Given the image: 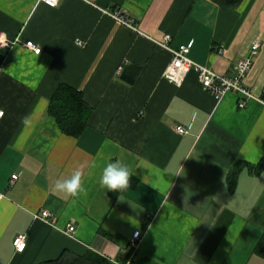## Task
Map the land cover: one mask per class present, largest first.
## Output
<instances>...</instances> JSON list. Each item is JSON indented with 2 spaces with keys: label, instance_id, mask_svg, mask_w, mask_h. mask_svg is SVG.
<instances>
[{
  "label": "crops",
  "instance_id": "0c3cea01",
  "mask_svg": "<svg viewBox=\"0 0 264 264\" xmlns=\"http://www.w3.org/2000/svg\"><path fill=\"white\" fill-rule=\"evenodd\" d=\"M105 11L124 12L139 32ZM0 35L11 44L0 48V264L66 251L115 264H264V0H60L56 8L0 0ZM166 36L171 49L191 44L193 61L227 77L260 43L245 84L263 103L217 101L193 72L180 87L169 82ZM64 84L91 109L77 138L49 114ZM115 160L133 172L123 192L99 185ZM80 165L87 191L54 192Z\"/></svg>",
  "mask_w": 264,
  "mask_h": 264
},
{
  "label": "built area",
  "instance_id": "2783aa9c",
  "mask_svg": "<svg viewBox=\"0 0 264 264\" xmlns=\"http://www.w3.org/2000/svg\"><path fill=\"white\" fill-rule=\"evenodd\" d=\"M41 2L50 8H56L58 7L60 0H41ZM105 14L115 19L121 25H124L128 28H131L139 32L138 24L136 23V20L130 18L124 12L118 11L115 13H110L108 11H105ZM171 40H172L171 36H166L164 43H160V46L169 50L173 56L172 62L165 73V78L169 82L180 87L183 85L186 76L193 72L198 76L204 92L210 94L217 101H221L228 94H235L247 101L255 100L262 102L258 97L252 94L251 90L245 84L246 78L252 69L254 57L259 54L261 48L260 43H255L253 45L251 54L239 60V62L234 68L233 76L227 77L224 75H220L212 71L208 67L193 61L189 57L192 48L191 44L181 46L177 49H171L169 47V43ZM78 46L81 48H85V45L80 42H78ZM10 47L11 44L9 43V41L6 38H4L3 35H0V48L9 49ZM25 48H27L30 51H33L36 55H40L42 53V49L38 47L34 42H27L25 44ZM239 107L242 109L246 108V102L240 103ZM4 115L5 112H3V116L0 117V119L4 118ZM176 132L181 136L187 134L186 128L182 126H178L176 128ZM17 179L18 176L16 175L13 176L12 184H14L15 181H17ZM0 201H1V197H0ZM41 217L44 219H49L50 217H52V214L48 211H43ZM69 231L71 233H74L75 228L71 227ZM141 242H142V232L137 231L132 235L130 240L131 250L133 251L138 250ZM14 247L16 252L18 253L25 252L27 248V236L26 235L17 236L16 239L14 240Z\"/></svg>",
  "mask_w": 264,
  "mask_h": 264
},
{
  "label": "trees",
  "instance_id": "16d2710c",
  "mask_svg": "<svg viewBox=\"0 0 264 264\" xmlns=\"http://www.w3.org/2000/svg\"><path fill=\"white\" fill-rule=\"evenodd\" d=\"M49 114L53 117L63 133L79 137L86 129L91 114L83 93L69 85H61L50 101ZM262 248L259 251L263 252ZM264 253V252H263ZM40 264H115L93 251L77 255L70 251L64 252L58 259Z\"/></svg>",
  "mask_w": 264,
  "mask_h": 264
},
{
  "label": "clouds",
  "instance_id": "9594fccd",
  "mask_svg": "<svg viewBox=\"0 0 264 264\" xmlns=\"http://www.w3.org/2000/svg\"><path fill=\"white\" fill-rule=\"evenodd\" d=\"M3 111L0 110V117ZM21 125L24 127L32 124L29 114L22 116ZM84 165L72 169L67 178L57 179L53 185V191L70 197H78L84 194L87 189L84 185ZM132 169L129 165L121 160H115L107 163L99 179L101 188H106L112 192H123L131 187Z\"/></svg>",
  "mask_w": 264,
  "mask_h": 264
}]
</instances>
